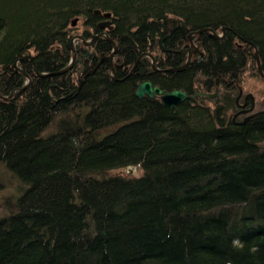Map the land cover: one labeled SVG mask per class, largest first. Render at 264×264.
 Wrapping results in <instances>:
<instances>
[{"label": "trees", "instance_id": "16d2710c", "mask_svg": "<svg viewBox=\"0 0 264 264\" xmlns=\"http://www.w3.org/2000/svg\"><path fill=\"white\" fill-rule=\"evenodd\" d=\"M206 26L226 29L193 34L197 53L164 70ZM103 30L117 78L110 40L83 42ZM72 38V66L49 74ZM255 49L264 71V0H0V94L17 90L0 97V164L17 188L0 264H264V112L233 119ZM144 79L217 93L169 107L134 94Z\"/></svg>", "mask_w": 264, "mask_h": 264}, {"label": "water", "instance_id": "95a60500", "mask_svg": "<svg viewBox=\"0 0 264 264\" xmlns=\"http://www.w3.org/2000/svg\"><path fill=\"white\" fill-rule=\"evenodd\" d=\"M94 12L95 13H101V10L98 8V9H95ZM102 15H103V19L98 22V27L101 28V29L104 28V27L111 28V18H110V16L112 15L111 12L110 11H104V12H102ZM75 21L76 20H74L73 23H75ZM176 28H180L182 30V33L183 34L185 33V30L183 29V27L180 24H177L174 27H172L170 29V31L166 35L167 36L171 35ZM225 29H226L225 26H223L222 27V33L219 34L212 27H207L206 26V27L198 28L196 30H191L186 35L188 36V38L190 40V44L194 48V51H195L196 48H195L194 43L192 41V35L193 34L200 33L203 30H208L214 37H221L224 34ZM96 36H105L112 43L113 49H112V51L110 52V55H109V59H110L109 64H110V68H111V70L113 72V76L115 78H117L116 69H115V65L116 64H114V62L112 61L113 55H114V52H115V49H116V44H115L114 40L111 37H109L108 34L103 30L100 33H94L89 40H84L83 39V42L85 44H88ZM74 37H81V35L80 34H76ZM73 39L74 38H72V46H71V48H72V56L70 58L69 63L63 69L58 70V71L49 72V74L66 71L67 69H69L72 66V64H73V62L75 60V57H76V50H75L74 45H73ZM147 54L152 59L151 60L152 67L154 69H157V66L155 65V58H154V56L153 55H150V53H147ZM191 54H192V51L190 50L188 52L187 58H186V60H185V62L183 64H181L179 66H176V67H172V66L166 67V68H164V70H171V69H174V68L179 70V69L184 68L188 64V62L191 60ZM254 55H255V58H256V61H257V69H258L260 75L264 76V71H263L262 65L260 63V59H259V56H258L257 49H255ZM24 56L30 57L31 55L30 54L22 55V56H20V58H22ZM140 56H138V58L135 60L134 65H133L132 69L130 70L129 74L134 69V67H135V65H136V63H137V61H138V59H139ZM17 60L18 59H16L14 61V63H13L14 67H17ZM36 74L37 75H44L46 73L45 72H39V71H37ZM25 75L27 76L28 80H27V82L23 86L19 87L18 90L23 89L25 86H27V84L30 81V77H29L28 73L25 72ZM82 81H83V78H81L80 82H82ZM79 86H80V84H78V86L73 91H75L76 89H78ZM16 91L17 90H12L11 92H9L8 95H2V94H0V97L1 98H4V99H7L10 95L14 94ZM134 93H135L136 96H144V95H148L150 97L158 96L163 104H165L167 106H170V107L173 106L174 104H177L180 101L184 100L186 97H192L194 95V94H187V92L185 90L180 89V88H173V89H170V90H166V89L160 88L158 85L153 84L152 81L149 80V79H145V80L139 81L137 83L136 87H135ZM198 93L203 94V95H206V96H214L217 93V89L214 92H202V91H198ZM241 93H242V88L239 87V93L236 96V99H238V97L241 95ZM248 96L251 97L252 104L246 110L247 111H251L253 109V107H254L255 97H254L253 93H251V92H249V93H247L245 95V97H248ZM262 111H264V110H257V111L251 112L244 119L248 118L249 116L258 114V113H260ZM133 167L134 166H132L131 168H129V170H131Z\"/></svg>", "mask_w": 264, "mask_h": 264}, {"label": "rangeland", "instance_id": "374dc122", "mask_svg": "<svg viewBox=\"0 0 264 264\" xmlns=\"http://www.w3.org/2000/svg\"><path fill=\"white\" fill-rule=\"evenodd\" d=\"M76 24L79 26V30H82L81 18L80 20H77ZM251 71L252 69H249L245 71L243 75H241L239 85L241 86L244 94L249 92L254 94L255 109H258L264 106V77L260 75H255ZM231 112L233 113L234 111ZM111 173L112 174L120 173V174L132 176V175L141 174L142 169L137 166H135V168H132L131 171H128L126 168H117L111 170ZM0 177L3 179V187L0 189V214H2L4 213L5 210V204H4L5 200H7L10 197H13L14 193L17 191V188H16L15 178L12 176V174L9 171L5 169V167L2 164H0Z\"/></svg>", "mask_w": 264, "mask_h": 264}, {"label": "flooded vegetation", "instance_id": "af4514ba", "mask_svg": "<svg viewBox=\"0 0 264 264\" xmlns=\"http://www.w3.org/2000/svg\"><path fill=\"white\" fill-rule=\"evenodd\" d=\"M196 54V53H195ZM192 55H194V54H192ZM192 57V56H191ZM109 61H110V59H109ZM113 61V60H112ZM118 64H116L115 66H117ZM111 69V68H110ZM145 80V79H144ZM142 81V80H141ZM196 91L197 90H195V92L194 93H192V94H194L193 95V97L195 96V94H196ZM187 94H191V93H188L187 92ZM247 93H243V91H242V93H241V95L238 97V104H243V106H237V108H238V111H241V110H244L245 112H242V113H239L238 115H241L242 116V118H245L247 115H249L251 112H254V111H257V110H261V109H255V105H254V108H253V110H251V111H247L246 109L248 108V107H250L251 106V97L250 96H248V97H245V95H246ZM254 95V94H253ZM155 97H158V96H155ZM192 97V98H193ZM255 97V96H254ZM187 99V98H186ZM189 99V98H188ZM191 99V98H190ZM262 109H264V107L262 108Z\"/></svg>", "mask_w": 264, "mask_h": 264}, {"label": "bare ground", "instance_id": "6f19581e", "mask_svg": "<svg viewBox=\"0 0 264 264\" xmlns=\"http://www.w3.org/2000/svg\"><path fill=\"white\" fill-rule=\"evenodd\" d=\"M187 39H188V41H189V46H190V48H189V50H188V52L191 50L192 51V54H195V53H197V47L195 46V48H196V50L194 51V48L191 46V44H190V40H189V38H188V36H187ZM255 52V51H254ZM192 54H191V56H192ZM148 55V54H147ZM188 55V54H187ZM255 56V55H254ZM152 60V59H151ZM255 60H256V58H255ZM134 65V64H133ZM152 65V64H151ZM256 65H257V61H256ZM133 67V66H132ZM132 67H131V69H132ZM135 68V67H134ZM154 69V68H153ZM158 69V68H157ZM258 70V69H257ZM112 71V70H111ZM133 71V70H132ZM113 73V72H112ZM129 73V72H128ZM258 73H259V71H258ZM259 75H260V73H259ZM260 76H262V75H260ZM264 77V76H263ZM28 80V79H27ZM81 83L82 82H80V85H81ZM80 87V86H79ZM76 91V90H75ZM135 94V93H134ZM196 94H200V93H198V91H196ZM200 95H203V94H200ZM216 95V94H215ZM148 96V95H147ZM203 96H206V95H203ZM138 97H142V96H138ZM150 97V96H149ZM155 97V96H154ZM193 97V96H192ZM192 97H186V98H192ZM207 97H212V96H207ZM159 98V97H158ZM185 98V99H186ZM160 99V98H159ZM184 99V100H185ZM161 101V100H160ZM183 101V100H182ZM235 101H236V103H237V106L239 107V106H243V104H238V99H236L235 98ZM181 102V101H180ZM251 104H252V100H251ZM165 105V104H164ZM175 105V104H174ZM254 105H255V100H254ZM167 106V105H166ZM170 107V106H169ZM172 107V106H171ZM254 108V107H253ZM253 110V109H252ZM261 110H264V109H261ZM242 112H245L244 110H241V111H237V113H235V115H234V117H233V119H235L236 118V116L239 114V113H242ZM264 111H262V112H260V113H263ZM259 114V113H258ZM256 115V114H255ZM252 116H254V115H252ZM250 117V116H249ZM247 119V118H246ZM246 119H243V121L242 122H244ZM242 122H240V123H242ZM131 168V167H130ZM133 168H135V167H133ZM132 170V169H131ZM131 170H129V168H128V171H131Z\"/></svg>", "mask_w": 264, "mask_h": 264}]
</instances>
